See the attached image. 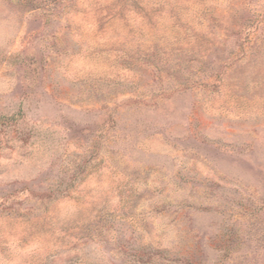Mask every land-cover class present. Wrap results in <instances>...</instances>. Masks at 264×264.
<instances>
[{"label": "rangeland", "instance_id": "obj_1", "mask_svg": "<svg viewBox=\"0 0 264 264\" xmlns=\"http://www.w3.org/2000/svg\"><path fill=\"white\" fill-rule=\"evenodd\" d=\"M0 264H264V0H0Z\"/></svg>", "mask_w": 264, "mask_h": 264}]
</instances>
